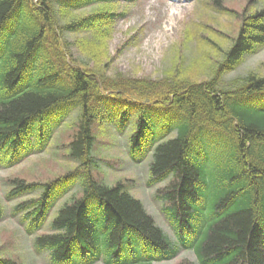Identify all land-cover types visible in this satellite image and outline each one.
Returning <instances> with one entry per match:
<instances>
[{
	"label": "trees",
	"instance_id": "16d2710c",
	"mask_svg": "<svg viewBox=\"0 0 264 264\" xmlns=\"http://www.w3.org/2000/svg\"><path fill=\"white\" fill-rule=\"evenodd\" d=\"M121 1L0 0V164L13 167L41 153L75 112L63 150L73 168L44 184L13 180L9 199L38 194L15 214L36 233L57 200L75 190L51 232L35 239L50 264H154L176 259L181 249L197 262L177 264H264V76L226 81L264 49V6L234 12L213 0L217 12L238 22L236 35L219 46L192 26L185 45L203 50L202 57L187 66L182 58L151 81L105 74ZM79 33L86 37L66 39ZM74 46L85 62L74 58ZM110 124L120 133L130 129L133 161L152 153L148 184L164 182L156 198L175 240L126 182L105 181L100 150Z\"/></svg>",
	"mask_w": 264,
	"mask_h": 264
},
{
	"label": "rangeland",
	"instance_id": "374dc122",
	"mask_svg": "<svg viewBox=\"0 0 264 264\" xmlns=\"http://www.w3.org/2000/svg\"><path fill=\"white\" fill-rule=\"evenodd\" d=\"M212 1L210 4V0H122L115 8L116 13L122 14V17L116 19L106 43L107 57L102 61V64H106L105 74L110 77L120 74L126 78L151 81L164 79L174 64L180 66L178 62L182 58L187 66L192 59L198 60L204 54L203 50L193 44L185 45V35L192 26H199V33L208 34V38L213 40L215 36V42L225 46L228 38L236 35L239 24L235 18L217 12ZM223 1L224 6L234 12H241L250 3L252 9L264 5V0ZM254 2L256 4L252 5ZM85 37L86 34L79 33L67 35L66 39L73 44ZM71 53L79 62H85L76 46L71 48ZM94 66L93 62L90 63V68ZM251 72L264 76V49L246 58L235 73L226 77V81L245 77ZM74 116L73 111L63 119L40 154L32 155L10 168L0 166V205L3 208V216L0 218V258L12 259L20 264H50L48 254L36 249L35 238L51 232L50 219L71 193L57 200L47 224L36 234H29L26 225L21 223V216L14 213V208L20 202L35 195L17 200L8 199L7 195L12 189L13 180H22L26 184H44L73 168L63 150L66 143H69L72 132L68 126ZM108 133L111 135L109 139H103L104 143H108L100 150L105 160L101 162L106 174L105 181L109 184L133 181L129 187L131 194L143 202L147 212L155 218L167 236L174 240L173 231L163 212V202L155 196L157 188L162 185H148L150 155L140 163H133L127 147L130 129L127 128L124 135L110 124ZM185 260L197 261L192 251L182 249L176 259L155 264H177Z\"/></svg>",
	"mask_w": 264,
	"mask_h": 264
}]
</instances>
